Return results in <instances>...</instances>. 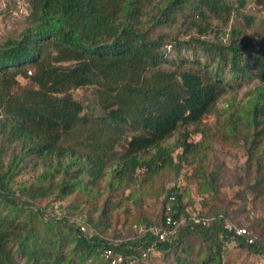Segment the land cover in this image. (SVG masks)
<instances>
[{
	"label": "trees",
	"instance_id": "obj_1",
	"mask_svg": "<svg viewBox=\"0 0 264 264\" xmlns=\"http://www.w3.org/2000/svg\"><path fill=\"white\" fill-rule=\"evenodd\" d=\"M28 4L26 28L0 43V264H109L107 248L132 264H227L232 244L264 257V221L247 211L264 204V16L245 12L264 0ZM232 80L254 81L252 97L214 132L203 121ZM84 87L96 105L73 97ZM220 147H239L242 163L218 162ZM28 165L35 176L16 182ZM190 183L202 197L193 214ZM225 187L238 189L228 199ZM146 197L160 203L155 217L141 209ZM124 202L140 207L126 236L110 219ZM167 214L178 227L161 242L150 228Z\"/></svg>",
	"mask_w": 264,
	"mask_h": 264
},
{
	"label": "rangeland",
	"instance_id": "obj_2",
	"mask_svg": "<svg viewBox=\"0 0 264 264\" xmlns=\"http://www.w3.org/2000/svg\"><path fill=\"white\" fill-rule=\"evenodd\" d=\"M245 12L248 13L250 12L255 16L256 14L260 17L264 16V11L258 12L257 9L256 10L252 9V6H247L245 8ZM28 14H29L28 0H0V43L7 37H17L22 33L24 28H26L27 26ZM227 32H228V28H227ZM222 40L225 42L226 37H222ZM28 69L32 71L31 67H28ZM27 85H29L28 81L26 80L20 81L21 87L24 86L26 87ZM254 85H255L254 81L252 82L240 81L237 83L236 81L232 80L230 86L228 85L226 86L223 94L219 97V99L215 104L216 106L215 111H217L218 113L209 115L208 118H206L203 121V125L207 126L209 124L210 126L213 127V131L216 132L215 126H219L221 124V120L219 118L220 114L222 115L226 113H231L232 108H234V106L241 108L246 107L248 105V101L252 97V89ZM72 94L75 99L81 100L84 104H87L89 106L96 105V98L93 87L80 88L72 91ZM97 111L100 113L99 108H97ZM194 139L197 141L199 137L195 136ZM219 149L220 150L217 152L216 155H214V157L216 158V160H218V162L224 161L223 163L228 169H234L235 167H237L242 163L243 161L242 152L239 149V147L236 148L220 147ZM1 160L4 165L3 167L5 169L9 162V157H7L6 154L2 157ZM19 168L20 166H18V169ZM34 176L35 173L31 170V168L28 165L27 167H25V169L18 170L15 173V181L21 183L25 182L26 184L29 183L28 181H30ZM172 185L173 182H169L166 185V187H170ZM144 187H145L144 191L147 192L148 187L146 188V185ZM237 189H238L237 187H233L232 189L230 187H225L222 189V192L223 194H226L228 199H230L232 198L233 193L237 191ZM183 194H184L183 203H185V201H187L188 199L194 201L193 206L191 205L185 206V210L193 214L195 208L197 207L198 197L199 198L202 197L197 196L194 183H190L188 191ZM162 197L163 196L158 198L159 202L161 201ZM130 203L124 202L119 204L118 209L113 211V213L115 214L110 216L111 225L114 226L113 229L115 230V233H117V235L119 234L126 236L128 232H130L129 230H131L132 228L129 226L131 221H133V223H136V220L140 219L139 218L140 207L136 208ZM58 204L60 205V203L56 202L54 204V207L56 208ZM141 209L142 211L146 212L149 216L153 215L155 217V214H157L160 211V203H157V200L155 199L153 200L151 199V197L148 198L146 197V203L141 206ZM118 211L120 213H118ZM247 211L250 212L249 218L251 219L258 218L260 222L264 221V204L261 203L257 206L250 204V206L247 208ZM124 220H128L129 222H123ZM123 225H125L126 227H124ZM255 235L257 236V234ZM257 238L264 240V232L263 235L257 236ZM229 246H230V250H228V252L225 255L227 264H264V257H260L257 255H247L246 251L233 247L234 244ZM150 257L142 264L156 263L153 262L154 260H156L155 256L152 255ZM157 258H159V256Z\"/></svg>",
	"mask_w": 264,
	"mask_h": 264
},
{
	"label": "built area",
	"instance_id": "obj_3",
	"mask_svg": "<svg viewBox=\"0 0 264 264\" xmlns=\"http://www.w3.org/2000/svg\"><path fill=\"white\" fill-rule=\"evenodd\" d=\"M30 73V72H29ZM174 197L170 196L169 197V202H173ZM171 211V206L168 204L166 206V213H169ZM194 223L196 224H201V225H206L207 222L204 219H194ZM178 227L177 221L173 220L170 215H166L164 217V228L163 229H158V228H150L152 233L157 237L158 241H165L169 237H174L176 234V229ZM227 229L233 230L235 235L238 237H241L246 244H252L255 242V237L251 236L249 232L246 230V228L242 227H234L233 225L228 224L226 226ZM133 230L135 232L141 233L144 231V227H137L133 226ZM80 231H85V227L81 226ZM153 249V244L150 245V247L145 251L146 253L151 252ZM143 253V257L145 256ZM103 257L105 260L109 262V264H132L133 261L129 259V257L124 256L122 253L119 251H115L112 248H107L103 251Z\"/></svg>",
	"mask_w": 264,
	"mask_h": 264
}]
</instances>
